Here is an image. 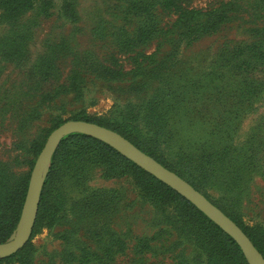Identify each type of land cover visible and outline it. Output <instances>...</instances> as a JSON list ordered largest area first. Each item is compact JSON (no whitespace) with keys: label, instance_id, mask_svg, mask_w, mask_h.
Returning a JSON list of instances; mask_svg holds the SVG:
<instances>
[{"label":"rangeland","instance_id":"rangeland-1","mask_svg":"<svg viewBox=\"0 0 264 264\" xmlns=\"http://www.w3.org/2000/svg\"><path fill=\"white\" fill-rule=\"evenodd\" d=\"M69 1L75 19L57 0L27 12L26 56L0 57V187L29 188L40 145L64 122L85 116L124 129L126 106L162 100L165 161L264 257V0ZM153 25L155 35L140 33ZM85 170L83 180L64 169L51 179L31 261L0 264H252L142 176ZM113 239L116 254L105 257ZM68 251L88 257L71 262Z\"/></svg>","mask_w":264,"mask_h":264},{"label":"trees","instance_id":"trees-1","mask_svg":"<svg viewBox=\"0 0 264 264\" xmlns=\"http://www.w3.org/2000/svg\"><path fill=\"white\" fill-rule=\"evenodd\" d=\"M54 1L55 0H0V27L8 26V29L0 35V57L15 60L22 59L26 56L27 40L30 36V30L28 29V23H26L24 19L25 14L33 9H36L40 13L47 12L54 4ZM57 1L61 3V10L64 16L69 19L76 18L74 9L71 7L72 4L69 0ZM164 2L168 3L169 0H164ZM186 15L190 18L194 17L195 14L187 12ZM156 30V25H153L149 28L142 29L140 33L143 32V36H153L156 34ZM140 33L139 36L141 37ZM119 75H121V73L117 72L116 76ZM147 103L141 105L140 107H134L132 105L126 106L130 113L128 117L124 116L122 120H120V124L124 126V129L118 126L106 124L90 117L79 116L75 119L95 122L119 132L144 152L154 157L170 170L175 171L191 183L196 189L201 191L194 182H191V180L186 178L165 161V154L167 153L164 148L165 135L162 130V120L160 118H156L157 114L163 113L162 100L156 102L155 104ZM60 124L61 123H58L55 127ZM42 148L43 145H40L39 152ZM51 164L49 176L46 179L42 190L39 213L34 228L37 227L40 219L42 218V208L47 194H49L50 181L55 177L56 173H59L64 169L66 171L67 180H71L72 178L83 180L86 177V167L103 166L104 170L111 173L115 170L124 169L127 172L142 176L153 185H157L159 188L168 193V195L173 196L181 208L199 215L203 221L213 227L227 241L230 248L238 256L245 260L243 251L236 240L212 219H210L196 205L168 186L166 183L141 168L134 161L124 156L117 149L96 137L79 132L67 135L62 139L59 147L54 153ZM1 178H3V176H0V179ZM13 190L14 191L10 192L6 189L3 190L0 187V191L3 193L0 194V209H2V212L0 213V243L5 242L17 226L21 215V209L26 198L28 183L23 187L14 188ZM202 193L209 199V196H207L204 192ZM233 219L235 220V218ZM243 230L252 239L256 247L262 251L257 241L254 240L245 229ZM115 240L116 239H113L105 246V257H111L116 254V250L112 244ZM87 257L88 255L78 257L73 251H68L66 254V258L71 262L75 260L85 261ZM13 259H24L27 262L31 261L29 242L17 253L7 258L0 259V262ZM81 263H83V261Z\"/></svg>","mask_w":264,"mask_h":264},{"label":"water","instance_id":"water-1","mask_svg":"<svg viewBox=\"0 0 264 264\" xmlns=\"http://www.w3.org/2000/svg\"><path fill=\"white\" fill-rule=\"evenodd\" d=\"M75 132L85 133L106 142L141 168L166 183L191 201L225 232L231 235L252 264H264L263 255L246 233L201 191L179 174L144 152L119 132L86 120L66 121L50 134L35 164L16 235L12 239L0 243V258L17 253L29 241L38 215L47 168L62 139Z\"/></svg>","mask_w":264,"mask_h":264}]
</instances>
